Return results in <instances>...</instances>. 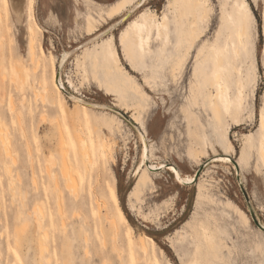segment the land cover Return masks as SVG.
I'll list each match as a JSON object with an SVG mask.
<instances>
[{"label":"rangeland","instance_id":"obj_1","mask_svg":"<svg viewBox=\"0 0 264 264\" xmlns=\"http://www.w3.org/2000/svg\"><path fill=\"white\" fill-rule=\"evenodd\" d=\"M118 1L31 0L30 15L23 7L19 20L4 2L9 41L0 33V123L10 154L0 146V264H264V232L249 215L233 163L264 224V0H209L211 9L205 0H152L150 14L146 0H130L136 7L124 22L80 48L128 13L106 17ZM88 15L96 20L92 33ZM29 23L36 32L33 61ZM177 57L182 60L172 79ZM94 61L100 82L92 75ZM215 70L230 101L221 124L207 108L218 87L211 84ZM54 76L65 93L54 88ZM191 84L198 89L195 106ZM118 100L129 104L130 119L131 105H139L132 121L143 135L121 114L90 107L120 109ZM64 101L78 105L77 117L65 113ZM186 108L198 122H188ZM74 133L90 143L88 171ZM143 145L144 162L156 168L148 170L152 183L137 186ZM203 145L206 154L190 156L188 147ZM63 162L79 178L75 196L65 187ZM158 164L192 179L177 185ZM96 201L104 202L107 214L102 207L97 212ZM227 202L244 210L250 223L244 225ZM36 216L47 236L37 229ZM111 218L119 226L115 236ZM140 234L146 256L137 247ZM40 240L47 246L43 255Z\"/></svg>","mask_w":264,"mask_h":264},{"label":"bare ground","instance_id":"obj_2","mask_svg":"<svg viewBox=\"0 0 264 264\" xmlns=\"http://www.w3.org/2000/svg\"><path fill=\"white\" fill-rule=\"evenodd\" d=\"M4 2H5V0H0V27H1L0 33L4 36L3 39H6L7 41H9V34L7 33L8 32V26L5 23L6 19L4 17V13H5ZM6 3H7L8 8L10 7L12 9V13L15 14L16 20H19L20 15H21L22 10H23L22 9L23 7H24V11L25 10L28 11V13L30 15L31 0H6ZM135 7H136V3H131L130 0L118 1L115 5L111 6L106 11V17L110 18V19H114L119 13H121L123 10H125V13L128 12L126 14L127 18H128L131 14L129 12H132V10ZM1 8H2V10H1ZM121 18L118 19L117 21H115L112 25H110L109 28L106 29L105 31L98 33L96 36L90 37L86 42H84L82 45H80V48L83 47L85 44L95 40L96 38H99L102 35L106 34L108 31L113 30L119 24V22H121ZM95 23H96V20L91 15H88L87 19H86V27H87L86 30L89 33H92L94 26H95ZM27 32L29 33L28 56H29V59L31 61H33L36 57V49H35L36 32H35V28H34L33 23H29V25L27 26ZM242 34H243V31L242 30L239 31L238 37L241 38ZM3 50H4V48L0 47V51L3 52ZM125 51L128 52L129 50L126 49V47H125ZM181 60H182V58L177 57L176 61L174 63H172V65H171L169 73H170V76L172 77V79L176 76L175 70L179 66ZM92 67H93V71H92L93 78H94V80L99 81L97 74H96L97 70L99 68H98V65L96 64L95 61L92 65ZM105 70H106V73H105V76H106L109 71H108V68H105ZM58 72H59V69H58ZM0 77H2V75ZM220 78H221V73L219 71L215 70L214 76L211 80V84L216 83L218 85V87H217L216 93L214 95H211L209 102H208V106H207L209 113L211 114V117L218 124H221V120L224 116V113H230V110H229L230 109V101L223 94V87L221 86ZM11 79H13V77H11ZM58 82H59V78H57V76L56 77L54 76L53 77V85H54L55 89H59ZM108 85H110V83H108ZM135 92L137 94H139L141 97H144V96L148 97V94L143 92L139 86H136ZM189 92L191 93V104L193 106L197 105L198 89L196 87V84H191V86L189 88ZM66 95L73 98L74 102H78V103L80 102V100L78 98H76L75 96H72L70 94H66ZM84 104H86V102ZM117 106H119L120 109L115 107V106H111V105H103V104H92V105H90V107H92V108H105V109H108L110 111H114L118 114H120L119 110H122V112L127 113V110H125V108L126 107L128 108V106H129L128 103L121 102L120 100H118ZM121 106H123V108ZM131 107L134 110L131 114L133 119H130L129 116L128 117L130 120H134V122H135L138 119V115L135 113L138 112L139 105H131ZM78 110H79L78 105L74 104L72 106H69L64 101V111L72 119L74 117H77ZM183 111L185 113V116H186L188 122H190V121L193 123L198 122L197 116L194 115V113L191 112L189 108L183 109ZM262 118H264L263 113L260 116V127L262 129H264V123H262ZM134 127L139 131V133L142 134L141 130L139 129V127L136 123H135ZM4 130H5L4 127L0 123V146L3 147V149L5 151L4 153L10 154L9 140H8L9 137L5 134ZM189 135L192 136L193 138H197V135L192 130H189ZM222 136H224L223 133H222ZM82 139H83V136L81 134H79V133L73 134L74 146H75V149H77V151L79 153V161H80L84 171H88L90 169V166L92 165L93 154L91 152V147H90V143H89L88 139L87 138H86L87 140H85V139L82 140ZM144 139H145V137H144ZM60 145H61L62 151H66L68 149V145H67L65 137L63 135V132L60 135ZM204 147L205 146L203 145L200 148V150H197L194 147H191V148L188 147V149H189L188 152H189L191 157L193 156V157L197 158V156L200 155L199 154L200 152H202V153L206 152ZM147 152H148L147 147L145 145H143L142 157H141V163H143V164H141V166L139 165V167L137 169V172H138L137 173V176H138L137 186L138 185H145L147 183H152V178L149 175L148 170H154L156 168V166L148 163V161L144 162L147 158ZM6 154H4V155H6ZM259 154H260L261 161L264 165V145H261L260 150H259ZM228 156H230V155H228ZM63 157H65V154ZM211 159L213 160V157H211ZM221 159H224V158L221 157ZM144 164L146 165V167H144ZM163 165H165L164 168H166L169 172H171V169L173 168V166L168 165V164H163ZM61 171H62L63 176L66 178V182H65L66 189L70 192V194H72L74 196L77 195V190L79 187V178L77 177V175L73 171V169H71V166H69L68 162L62 163ZM183 179L185 180L184 184H187L186 181L190 180L192 178L189 179V178L183 177ZM55 182H56V180H55ZM137 194H138V191L134 190V195L137 196ZM56 203H57L58 211L60 213H62V205H61V200L59 197L57 198ZM96 204H97V206H96L97 212L100 213L102 211V209L105 208V204H104V202L98 203V201H96ZM226 205L234 210V212L236 213V215H238V217L240 218V220L242 221V223L244 225H247L248 223H250V218L244 210H242L241 208H239L238 206H236L230 202H227ZM101 207H102V209H101ZM104 210H105V214H107L108 210L106 208ZM32 212L42 213V210L40 207H33ZM35 218H36L35 222H36L37 229L39 231L41 230L43 232L44 236H47V232H46V230H44L42 220L40 218H38L37 216ZM108 223L113 230V235L115 236V234L118 232V227H119L117 224V221L114 218H111ZM259 223L264 226V224L261 223L260 221H259ZM113 241H114V245H115V238H113ZM136 242H137V247L140 249L142 254H144L146 256L148 254L146 236L140 234L137 237ZM46 250H47L46 244L40 240L39 241L40 254L43 255V253ZM48 260H49V258H48Z\"/></svg>","mask_w":264,"mask_h":264},{"label":"water","instance_id":"obj_3","mask_svg":"<svg viewBox=\"0 0 264 264\" xmlns=\"http://www.w3.org/2000/svg\"><path fill=\"white\" fill-rule=\"evenodd\" d=\"M126 18H127V15H124V16L121 18V22L125 21ZM121 22H119V23H121ZM57 74L59 75V73H57ZM119 113H120L122 116H124L125 118H127V119H128L133 125H135V123H134L132 120L129 119V117L125 114V112H122L121 110H119ZM209 160H211V158L208 159V161H209ZM233 163H234V165H235V169H236V179H237V181H238V184H239V186H240V189H241V192H242V194H243L244 200H245V202H246V205H247V208H248V211H249V215H250V217H251L253 223H254V224H255V225H256L261 231L264 232V230H262V228H261L262 225L258 222V220H257L256 217H255V214H254V211H253V207H252L251 202H250L249 195H248V193H247V191H246V189H245V187H244V185H243V183H242V181H241V179H240V176H239V170H238V165H237L236 161H233ZM203 165H204V164H203ZM203 165H202L199 169H201V168L203 167Z\"/></svg>","mask_w":264,"mask_h":264},{"label":"snow or ice","instance_id":"obj_4","mask_svg":"<svg viewBox=\"0 0 264 264\" xmlns=\"http://www.w3.org/2000/svg\"><path fill=\"white\" fill-rule=\"evenodd\" d=\"M5 3H6V0H5ZM151 5H152V0H146V3L144 5V7L149 9V12L146 13V14H150ZM203 6L208 7L209 9H211V3L209 2V0H205V3H204ZM169 7H171V5H169ZM145 83L147 84V82H145ZM262 123H264V118H262ZM165 151H166V149H165ZM159 167L163 169L165 167V165L160 164ZM184 170L187 171V166L186 165H185V169ZM170 176L177 183V185H181V184L185 183V180L183 179V173L177 167H173L171 169ZM261 228H262V230H264V226H261Z\"/></svg>","mask_w":264,"mask_h":264},{"label":"built area","instance_id":"obj_5","mask_svg":"<svg viewBox=\"0 0 264 264\" xmlns=\"http://www.w3.org/2000/svg\"><path fill=\"white\" fill-rule=\"evenodd\" d=\"M58 87L61 90V92H64V93L66 92V88H65V86H64V84H63V82H62L60 77H59Z\"/></svg>","mask_w":264,"mask_h":264}]
</instances>
